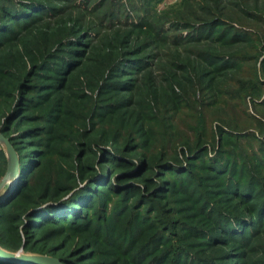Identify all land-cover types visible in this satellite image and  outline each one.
Returning a JSON list of instances; mask_svg holds the SVG:
<instances>
[{
  "label": "trees",
  "instance_id": "trees-1",
  "mask_svg": "<svg viewBox=\"0 0 264 264\" xmlns=\"http://www.w3.org/2000/svg\"><path fill=\"white\" fill-rule=\"evenodd\" d=\"M20 1L21 9L16 10L13 17L0 4V15H8V21L26 30L25 36L19 38L20 32L0 27V50L15 41L14 49L3 56L0 54V131L4 135L8 131L11 135L19 134V138L24 139L17 145V138L9 137L17 151L19 147L35 146L36 162L30 170L24 166L15 190L0 201V245L17 251L22 246L23 233L30 237L47 223L72 226L92 235L90 225L94 221L97 223V219L89 221L85 211L92 202V183L104 179L101 185L121 200L124 207L122 216L116 215L118 221L125 220V214L131 211L139 215L141 208L146 207L147 216L134 220L133 227L138 234L131 241L136 248L150 249L161 242L166 244L169 240L162 236V231L164 235L175 236L176 220L164 218L161 224L163 219L158 218L170 212L169 195L177 197L173 203L181 204L179 214L186 215V211L195 208L207 213L204 218L196 214L201 227L197 234L209 237V241L200 243L205 247L204 252L209 251L211 256H201L202 248L197 249V264H216L213 260L221 256L219 250H224L225 246L231 245V250L241 248L244 243L238 247L233 242H237L238 234L245 240L241 231L246 228L232 223L246 222L240 217L243 211L247 219H255L258 215L254 216L253 202L240 198L246 191L242 187L245 169L240 170L239 181L233 179L236 178L235 169L242 168L243 162H230L234 155L230 145L233 139L242 140L251 134L237 130L235 125L234 130H229L224 108V105L229 107V102L220 103L216 95L237 100L232 90L223 89L231 78L226 75L222 81L214 82L208 76L211 72L207 71L217 72L223 64L237 74L245 58L239 54L226 55L219 64L211 65L212 70H206L202 62L173 56L169 66L158 73L144 71L139 75L143 80L137 79L139 83L131 79L123 81L119 79V67L135 65L136 60H131L130 55L139 52L137 38L120 32L100 35L96 45L87 43L89 47L83 50L78 47H86L84 41L92 31V25L85 19L60 15L53 22H43L35 14L29 16L26 10L39 8L24 3L27 0ZM221 16L220 12L213 20L214 25L233 27L223 23ZM238 31L240 33L229 30V36L218 37L217 41L227 47L235 43L252 46L253 41H257L255 31ZM261 42L258 53L264 52V40ZM206 55L200 56L201 59ZM55 62L59 63V68L53 67ZM121 87L128 96L116 92ZM93 90H96L95 98L89 93ZM202 91L208 92L206 99L210 96L213 99L209 104L203 99L201 105L215 107L212 114L206 113L209 116L204 131L193 135L187 128V133L173 128L171 123L179 124L181 118L166 115L177 113L184 103ZM113 99L118 100L116 104L111 102ZM107 100V104H100ZM152 112L165 115L157 116L166 125L160 135V144L158 140L153 142L155 133L147 124ZM184 124L179 125L183 128ZM139 141L148 150L131 156L138 151ZM107 163L118 173L102 178L100 175L109 168ZM257 166L259 164L254 163V167ZM170 175L177 176V180ZM254 179L251 182L257 187L259 184H255ZM214 191L218 193L212 196L218 199L214 202H224L226 210L212 208L216 204L213 205L210 197H199L201 193ZM99 192L100 204L107 203L109 195ZM134 197L130 206H124ZM192 202L194 206H189ZM91 212L96 214L95 209ZM153 213L158 215L152 222L150 215ZM225 221L229 223L223 224ZM2 222L11 234L8 237L1 232ZM180 233L187 238L185 240L193 237L191 228L182 229ZM90 237L86 236L80 245L91 247L94 238L88 241ZM170 251L159 264H167L172 255L179 263L187 255L182 249ZM157 252L159 254L160 250ZM60 259L68 264L67 258ZM0 264L7 263L0 261Z\"/></svg>",
  "mask_w": 264,
  "mask_h": 264
},
{
  "label": "rangeland",
  "instance_id": "rangeland-1",
  "mask_svg": "<svg viewBox=\"0 0 264 264\" xmlns=\"http://www.w3.org/2000/svg\"><path fill=\"white\" fill-rule=\"evenodd\" d=\"M20 2V0H0V4L11 13V17L14 16L16 10L21 9ZM24 3L39 8V10H31L28 7L26 10L29 11V16L35 14L43 22H53L60 15V17L65 18L70 15V17L85 19L84 21L87 24L92 25V31L84 41L86 47H78L83 50L89 47L87 43L96 45L100 35L120 32L128 34L132 39L137 38L136 48L139 52H132L130 55L131 60H136L135 65L132 64L126 67L125 64L119 67V79L123 81L131 79L139 83L137 79L143 80V77L141 78L139 75H142L144 71L151 70L153 73H158L161 68L169 66V60L173 56L191 58L198 63L202 62L206 70H212L211 65L219 64L222 57L226 55L239 54L245 58L246 61L240 65L242 70L237 74L234 69L224 67L223 64L219 66L222 67L221 70L207 72H211L208 76L214 82H220L223 76L229 75L231 82L228 83L227 88L223 87V89L232 90L237 100L224 95H216L217 99L220 103L228 104L229 102V107L224 105V108L227 109L226 121L229 124V130H234L236 126L237 130L248 131L247 133L251 134L242 140H232L230 148L233 150L234 155L230 157V162L232 160H235V164L243 162L242 168L239 166L235 169L236 178L233 179L239 181V172L245 169L242 187L246 191L242 193L240 198L254 203V216L258 215V219H247L249 217L243 211L240 217L245 218L246 222L232 224L246 228L241 231V233H244L245 240L239 238L238 234V237H236L237 242H233L238 247L239 244H244H241V248L236 247L232 250L230 249L231 245L225 246L224 250H219L222 257L220 256L213 262L216 264H264V52L258 53L257 51L263 43L261 41L264 40V0H27ZM221 8L223 10H220ZM35 11L40 13H34ZM220 12L222 22L233 27L214 25L213 22L215 21L213 20H216L215 17ZM37 23L41 24V22ZM0 27H7L11 32H20L21 36L19 38H23L26 34V30L19 29L14 22L8 21V15L5 17L0 15ZM238 29L247 33H249L248 30L255 31L257 41H253L252 46L235 43V45H228V47L217 41L218 37L227 36L229 30L240 33ZM241 34L244 35V33ZM230 39L232 41L233 37ZM14 42L5 45L0 50L1 56L5 55L9 49L15 48L12 46ZM242 48L244 49L241 50ZM241 51L242 53H236ZM206 54L214 57H208ZM202 55L206 56L201 59L200 56ZM59 66V63L55 62L53 64L54 68H59ZM123 90L121 87L116 92L120 96H128L129 93ZM95 91L89 92L94 98L97 95ZM207 93L202 91L200 95L194 96L190 101L184 103V106L177 113L166 115L179 116L181 118L179 122L185 123L181 128L180 123L176 124L173 121L171 123L172 127L181 130L182 133H187V128L193 135L204 131L203 127L208 125L209 115L206 113L212 114L215 110L213 106L205 105L203 107L201 105V101L208 97ZM136 98H139V95H136ZM210 99H213V97L210 96L209 99H206L207 104H209ZM116 101L118 100L113 99L111 102L116 104ZM107 102L108 100L101 101L100 104H107ZM150 116L147 124L155 133L152 140L154 143L158 140V144H160L162 142L160 135H163V127L166 125L157 116L165 115L152 112ZM182 116H185V119ZM5 136L17 138V145H20L19 142L24 140L22 137L19 138V134L11 135L9 131ZM142 143V141H139L138 151L131 153V156L148 150L146 147L143 148ZM19 148L18 151L15 148L17 155L19 158L21 157L19 178L8 187L7 191L10 190L9 195L19 184L24 166L27 165L30 170L36 162L33 155L35 146H27L25 149L23 147ZM4 157L5 153L0 142V179L6 170ZM261 161L262 164H260ZM254 163L259 164V166L254 167ZM107 166L109 168L100 175L102 178L112 177L118 173L117 169L112 168L111 163H107ZM240 176H242V173ZM170 177L177 180L175 175H170ZM253 178H255V184H259L257 187L251 182ZM102 182H104V179L92 183L93 190L91 191L93 194L90 196L92 202L87 205L85 211L89 221L97 219V223L94 221L90 225L93 231L92 235L86 230H76L72 226L61 227L60 225L47 223L33 232L30 237L23 233L21 246L23 250L27 253H38L56 258L64 257L67 258L68 264H159L170 250L182 249L187 253L186 257L176 263L175 258H173L174 255H172L167 264H197L198 259H196L195 251L202 248L200 242L209 241V237L197 234L201 227L197 223L198 217L196 214L204 218L206 212L203 214L201 210L195 208L186 211V215L179 214L181 204L176 201L173 203L177 197L169 195L170 212L166 215L163 214V217L160 214L158 218L163 219L161 224L164 222V218L176 220V224L179 226L177 225V229H175V236L168 233L164 235L162 231V236L169 240L166 244L161 242L153 245L150 249H144L142 246L136 248L137 245L131 241V238L134 236L136 238L138 234V230L135 232L133 227L134 220H140L143 216H147L145 215L146 207L141 208L139 215L131 211L127 215L125 214L127 217L125 220L119 219L120 221H118L116 215L122 216L123 213L122 202L105 186L101 185L104 184ZM132 190L134 192V189ZM99 191L109 195L107 203L100 204L101 192ZM203 196L210 197L213 205L216 204L212 208L226 210L224 202H214V200H218L213 198L218 196L217 191L201 193L199 197ZM134 200L135 197L130 199L124 206H130ZM189 206H194L193 202L189 203ZM92 209H95L97 216L91 212ZM157 215L156 213L150 215L152 222L155 221ZM227 223L229 222L225 221L223 224ZM2 224L4 225L1 226V232L5 237H8L11 234L6 229L5 223L2 222ZM188 228L192 229L193 237L185 240L187 238L183 237L180 230H187ZM89 235L94 238L92 246H81L82 241ZM235 236L237 235L235 234ZM158 250H160L159 254ZM208 253L209 251L204 252L203 250L201 256H211Z\"/></svg>",
  "mask_w": 264,
  "mask_h": 264
},
{
  "label": "water",
  "instance_id": "water-1",
  "mask_svg": "<svg viewBox=\"0 0 264 264\" xmlns=\"http://www.w3.org/2000/svg\"><path fill=\"white\" fill-rule=\"evenodd\" d=\"M0 142L6 158V170L0 179V201L9 195L8 187L19 178L20 158L10 138L0 131ZM0 261L7 264H65L60 258L38 253H27L21 247L17 251L4 249L0 245Z\"/></svg>",
  "mask_w": 264,
  "mask_h": 264
}]
</instances>
